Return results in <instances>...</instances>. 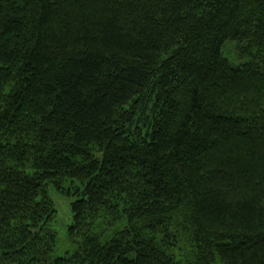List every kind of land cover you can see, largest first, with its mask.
Listing matches in <instances>:
<instances>
[{
    "label": "trees",
    "instance_id": "1",
    "mask_svg": "<svg viewBox=\"0 0 264 264\" xmlns=\"http://www.w3.org/2000/svg\"><path fill=\"white\" fill-rule=\"evenodd\" d=\"M0 264H264V0H0Z\"/></svg>",
    "mask_w": 264,
    "mask_h": 264
},
{
    "label": "rangeland",
    "instance_id": "2",
    "mask_svg": "<svg viewBox=\"0 0 264 264\" xmlns=\"http://www.w3.org/2000/svg\"><path fill=\"white\" fill-rule=\"evenodd\" d=\"M248 47V42L239 44L238 42L229 41L223 48L224 57L232 65H240L247 62L249 59L241 56V50ZM72 187V182H65L63 188L68 190ZM48 193L53 200L57 214L51 223V229L56 235V245L53 253V258L57 259L64 257L68 253H74L78 249V244L69 238V227L72 225L71 203L74 198L68 197L64 192L55 189L54 186L48 187ZM175 254L180 261L186 263L190 257V247L186 242H181L174 249Z\"/></svg>",
    "mask_w": 264,
    "mask_h": 264
}]
</instances>
